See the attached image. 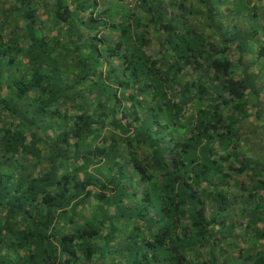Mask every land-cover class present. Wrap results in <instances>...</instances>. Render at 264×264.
<instances>
[{
	"label": "trees",
	"instance_id": "16d2710c",
	"mask_svg": "<svg viewBox=\"0 0 264 264\" xmlns=\"http://www.w3.org/2000/svg\"><path fill=\"white\" fill-rule=\"evenodd\" d=\"M0 264H264V0H0Z\"/></svg>",
	"mask_w": 264,
	"mask_h": 264
},
{
	"label": "built area",
	"instance_id": "2783aa9c",
	"mask_svg": "<svg viewBox=\"0 0 264 264\" xmlns=\"http://www.w3.org/2000/svg\"><path fill=\"white\" fill-rule=\"evenodd\" d=\"M127 1L135 4V3L139 2L140 0H127Z\"/></svg>",
	"mask_w": 264,
	"mask_h": 264
}]
</instances>
